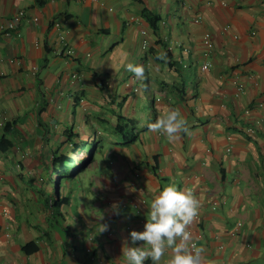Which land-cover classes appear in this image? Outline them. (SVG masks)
I'll use <instances>...</instances> for the list:
<instances>
[{
	"label": "crops",
	"instance_id": "obj_1",
	"mask_svg": "<svg viewBox=\"0 0 264 264\" xmlns=\"http://www.w3.org/2000/svg\"><path fill=\"white\" fill-rule=\"evenodd\" d=\"M20 13L0 29V264H125L124 240L169 184L200 201L202 264H264V0H0V27ZM62 36L75 55L58 53ZM145 87L157 118L178 110L188 131L108 144L50 207L30 185L65 130L108 110L135 118Z\"/></svg>",
	"mask_w": 264,
	"mask_h": 264
},
{
	"label": "clouds",
	"instance_id": "obj_2",
	"mask_svg": "<svg viewBox=\"0 0 264 264\" xmlns=\"http://www.w3.org/2000/svg\"><path fill=\"white\" fill-rule=\"evenodd\" d=\"M126 70L136 78L144 77L142 65L129 62ZM148 128L164 133L169 141L187 132L185 121L178 110L169 109L151 122ZM118 209L117 205H113ZM200 201L192 191L178 188L175 184L164 186L152 199L146 213L142 231L129 233L131 245L126 238L123 242L122 257L125 264H145L150 258L153 264H160L162 257L170 251L166 264H202V249L189 246L193 240L189 226L198 216ZM102 225L100 231L106 230ZM137 242H143L138 245ZM194 249V251H193Z\"/></svg>",
	"mask_w": 264,
	"mask_h": 264
},
{
	"label": "trees",
	"instance_id": "obj_3",
	"mask_svg": "<svg viewBox=\"0 0 264 264\" xmlns=\"http://www.w3.org/2000/svg\"><path fill=\"white\" fill-rule=\"evenodd\" d=\"M156 20L153 21L154 27L157 25ZM144 89L145 97H143L142 103L139 109H137L135 118L129 119L125 117L122 111L117 113L108 110L107 115L102 113L93 118L92 121L87 120L80 129L72 126L65 130L64 141L52 151L50 157L44 163L42 174L37 178L43 181L42 185H37L41 191L42 186H55V199H52V197L46 199L50 207L59 209L66 203L67 199L63 196V188H65V180L68 179V182L72 177L69 171L72 170L74 177L80 176L81 172H85L95 163L97 157H99L98 155H101L108 144H133L137 141L138 134L147 131L149 129L147 125L157 120V112L155 110L156 100L153 97L147 96V87ZM126 101L127 99L123 101V104ZM149 102L151 103L153 116L146 114L145 109ZM112 117H115V122L111 121ZM110 136L113 137V141L109 140ZM88 147L89 149L86 150ZM64 148L69 149L64 151ZM85 150V155L78 160L77 158ZM34 190L38 191V189ZM23 249L27 253H30L36 250V246L31 250L27 246L23 247Z\"/></svg>",
	"mask_w": 264,
	"mask_h": 264
},
{
	"label": "built area",
	"instance_id": "obj_4",
	"mask_svg": "<svg viewBox=\"0 0 264 264\" xmlns=\"http://www.w3.org/2000/svg\"><path fill=\"white\" fill-rule=\"evenodd\" d=\"M95 2H99L101 0H93ZM222 5H225V3H222ZM23 13H20L18 16L14 17L13 20H11V22H9L6 26H2L0 27V29H15L16 25L19 23L21 17H23ZM38 19L37 18H34V21H37ZM196 22H199L198 20ZM143 35H146V32L143 31ZM61 39L64 41V37L62 36ZM62 41V42H63ZM145 46L147 45V41H144L143 43ZM203 44L204 46L206 47L207 51L210 52L213 50L214 48V42H213V39H212V36L209 32L205 33L204 37H203ZM58 53L60 54H65L66 56H73L75 55V51L66 43V41L63 42V46L62 48L58 49L57 50ZM211 67V64L210 63H205L202 68H201V71L202 72H207ZM235 84H237V87H238V90H240V92H243L244 91V87L241 83H238V82H235ZM260 107L264 108V104H260ZM3 124L1 123V126ZM249 132H252L251 129H249ZM230 151V150H229ZM202 219V215H201V212L199 211V214L198 216L194 219L193 223L189 226L190 228V231L192 233V236H193V240L189 242V246L191 247V245H195L196 248H199V237L200 235L199 234H196L195 231L192 229V226L195 225V224H198L200 222V220ZM243 224L242 223H239L237 225V230H242L243 229ZM194 251V249H193Z\"/></svg>",
	"mask_w": 264,
	"mask_h": 264
},
{
	"label": "rangeland",
	"instance_id": "obj_5",
	"mask_svg": "<svg viewBox=\"0 0 264 264\" xmlns=\"http://www.w3.org/2000/svg\"><path fill=\"white\" fill-rule=\"evenodd\" d=\"M189 73H186V75H188ZM188 80H190V78H187ZM146 114L147 115H151V116H153V110H152V108H151V103L149 102V104L146 106ZM113 121H115V119H113ZM87 135H88V133H86ZM108 146V145H107ZM69 148H66L64 151H66V150H68ZM89 149V147L86 149V150H88ZM86 150L84 151V153L83 154H81L77 159L79 160L83 155H85V152H86ZM99 156V155H98ZM76 160V159H75ZM96 162H98V157H97V159H96V161H95V163ZM95 163L94 164H92L90 167H89V169L88 170H86L85 172H81V174H80V176H78V177H74L73 176V174H72V170L71 171H69V174L70 175H72V177H71V179H69V181H68V183H67V180H65V188H63V190H64V192H63V194H65V195H69V193H70V187H74V186H79V183L80 182H84L89 176H90V173H91V167H93L94 165H95ZM42 174V171L40 170V172H39V174L38 173H36V179L40 176ZM38 182H39V185H42L43 184V181H41V179L40 180H38ZM68 184V186H66ZM32 188H34V189H39V187L37 186V184L36 183H34V181H33V183L30 185ZM41 189H43V191L44 192H46V191H48V192H51L52 193V199H55V186H53V187H49V186H42L41 187ZM88 189H89V187H88Z\"/></svg>",
	"mask_w": 264,
	"mask_h": 264
}]
</instances>
